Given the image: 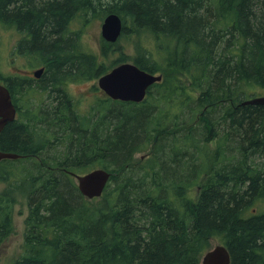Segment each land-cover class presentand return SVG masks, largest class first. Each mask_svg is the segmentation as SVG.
I'll return each mask as SVG.
<instances>
[{
  "label": "trees",
  "instance_id": "trees-1",
  "mask_svg": "<svg viewBox=\"0 0 264 264\" xmlns=\"http://www.w3.org/2000/svg\"><path fill=\"white\" fill-rule=\"evenodd\" d=\"M110 13L122 33L95 52L67 32L71 18ZM0 26L26 34L11 53L46 64L38 85L49 90L39 113L18 105L0 132V151L20 156L0 162V251L16 206L27 210L9 264H200L211 240L230 264H264V209H251L264 203V106L244 104L264 94V0H0ZM115 46L113 67L129 49L161 81L141 103L106 98L80 117L60 82L106 74ZM26 79L0 69L15 106L33 99ZM93 169L111 173L96 206L72 175Z\"/></svg>",
  "mask_w": 264,
  "mask_h": 264
},
{
  "label": "rangeland",
  "instance_id": "rangeland-1",
  "mask_svg": "<svg viewBox=\"0 0 264 264\" xmlns=\"http://www.w3.org/2000/svg\"><path fill=\"white\" fill-rule=\"evenodd\" d=\"M95 18H91L89 24H85L81 31L83 34L81 35V32L79 34L80 40L83 42H78L80 48L83 50H88L89 52H95L98 45H100L99 39H101L100 36V25L101 20H97ZM74 22H77V20H74ZM80 24V23H79ZM9 28L6 29V26L1 27L0 26V69L3 74H10L14 71L20 72L21 75H25L27 73L31 74L33 70L36 69V67L40 66V64H36L34 66L33 58L31 56L27 55H16L18 57H15L12 53V46L17 40V35L15 33L7 32ZM126 43L123 42V47L128 48ZM117 46L114 47V52L111 53L112 56L106 60V67L108 70L112 68L111 61L115 59L118 56V53L116 52ZM123 53L126 55L127 62H132L130 59L133 55V52L129 49L123 48ZM69 82L61 87V91L65 92L70 101H69V107L70 110H74L75 113L77 112L78 115H81L82 117L84 114H87L88 111L92 110L95 113L96 109L98 108V102L103 101L106 99V95L98 88L97 86V78L89 79L86 81H80V80H68ZM47 82L44 87H46L45 90H40L37 88L35 89L37 98L35 99L33 94L30 97V102H28V95H17V101L16 104L20 105L22 110L25 111L26 108H28L29 103L33 104H47V101L44 98L45 93H49V90L47 89ZM54 94L56 92H53ZM53 94V95H54ZM52 103V101H49ZM115 107L116 105L113 102L106 103L105 107ZM42 107V106H40ZM101 109L104 107H100ZM22 111V112H23ZM87 112V113H86ZM54 148V146H51L49 148V151ZM59 145H57L53 151L51 152L50 156H52L56 150L58 149ZM209 148L211 151L214 150V141H211L209 144ZM147 155L146 151L143 152H137L133 155V157L130 160V164H135L140 160H143ZM260 163V161H258ZM76 186V185H75ZM99 201H101V197L94 198L92 200H88L89 204L91 206H96ZM255 210V213H258L264 209V203H256L251 208ZM27 215V210L23 206L17 205L15 208V216H14V224H15V232L12 236H10L3 244L1 251H0V264H9L12 262L15 258H17L23 249V243H24V219ZM219 243L216 240H211L210 248L215 247Z\"/></svg>",
  "mask_w": 264,
  "mask_h": 264
},
{
  "label": "water",
  "instance_id": "water-1",
  "mask_svg": "<svg viewBox=\"0 0 264 264\" xmlns=\"http://www.w3.org/2000/svg\"><path fill=\"white\" fill-rule=\"evenodd\" d=\"M122 33V21L117 14H108L101 24V38L110 44L115 43ZM42 70L34 73L39 77ZM161 81L160 75H154L140 69L132 62L113 67L97 79L98 88L110 99L121 102L141 103L149 87ZM246 105L264 106V96L244 102ZM16 117V107L6 86L0 84V132ZM20 156L0 151V161L15 160ZM77 190L86 200L99 198L103 194L111 176L104 169H93L85 174H72ZM230 254L223 245H216L204 253L200 264H230Z\"/></svg>",
  "mask_w": 264,
  "mask_h": 264
},
{
  "label": "flooded vegetation",
  "instance_id": "flooded-vegetation-1",
  "mask_svg": "<svg viewBox=\"0 0 264 264\" xmlns=\"http://www.w3.org/2000/svg\"><path fill=\"white\" fill-rule=\"evenodd\" d=\"M69 23L67 24V26H66V28H67V32H72V33H76V40H78V41H80V42H83L82 40H80V38H79V34H80V32H81V35L83 34V32L81 31V29H82V27L84 26V25H82V24H79L78 22H74V20L71 18L69 21H68ZM100 27H101V25H100ZM24 36H26V34H22V33H20V32H18V38H17V40L19 41V40H21L22 38ZM101 36V35H100ZM102 39V38H101ZM16 40V42H18ZM76 43H77V41H76ZM18 55H27V57L28 56H30V55H33V53L32 52H28V51H26V50H19V52H18ZM18 57V56H17ZM33 60H34V62H33V64H34V66L36 65V64H40V66H38V67H36V69L35 70H33L32 71V73L31 74H29V73H27V74H25V75H21V73L20 72H17L21 77H26L27 79V83H24L23 84V87H25V88H31V90H28L27 92H25V93H29L30 94V92L31 93H33L34 95L36 94V92H35V89L34 88H37V89H40V90H45L43 87H40V85H38V81H40V78H41V76H42V74L44 73V71H45V69H46V64H44V63H41V62H39V61H37V59H36V57H34L33 58ZM38 70H42V72H41V74L39 75V77H36L35 75H34V73L36 72V71H38ZM14 72H16V71H14ZM14 72H12V73H14ZM2 73V72H1ZM12 73H10V74H12ZM3 74V73H2ZM4 75V77H7L9 74H3ZM0 82H2L3 83V81L1 80ZM69 81L68 80H66V79H64L63 81H61L60 82V87H63L64 85H66L67 83H68ZM4 85L5 86H7V84H5L4 83ZM64 94H65V96H66V98L68 99V101H70V99H69V97H68V95L65 93V92H63ZM105 98H108L107 96L105 97ZM108 99H110V98H108ZM110 100H112V99H110ZM112 101H114V100H112ZM18 105L16 104V106L15 107H17ZM20 106V105H19ZM40 106H43V105H41V104H33V103H29V106H28V108H26V110H25V112L27 113V110H29V111H35V112H37V113H39L40 112V109H41V107ZM30 108V109H29ZM20 109H21V111H23L22 110V108H21V106H20ZM24 112V111H23ZM25 114V113H24ZM26 115V114H25ZM38 163H42L41 161H39ZM45 163V162H44ZM47 163V162H46Z\"/></svg>",
  "mask_w": 264,
  "mask_h": 264
},
{
  "label": "bare ground",
  "instance_id": "bare-ground-1",
  "mask_svg": "<svg viewBox=\"0 0 264 264\" xmlns=\"http://www.w3.org/2000/svg\"><path fill=\"white\" fill-rule=\"evenodd\" d=\"M81 14V13H80ZM82 17V16H81ZM106 17V16H105ZM104 17V18H105ZM86 18V17H85ZM103 22V21H102ZM69 23V22H68ZM127 23V22H126ZM102 24V23H101ZM122 28H123V25H122ZM132 29V28H131ZM100 33H101V27H100ZM132 34V33H131ZM101 35V34H100ZM137 35V34H136ZM79 47V46H78ZM82 50V49H81ZM37 56V55H36ZM39 58V57H38ZM1 84V83H0ZM2 85H4V84H2ZM5 86V85H4ZM261 96H264V94H262ZM261 96H258V97H261ZM254 98H257V97H254ZM254 98H252V99H254ZM252 99H250V100H252ZM249 101V100H248ZM158 116V115H157ZM16 118V117H15ZM15 120V119H14ZM79 124V123H78ZM195 140V139H194ZM193 140V141H194ZM41 141V140H40ZM58 141V140H57ZM178 141V140H177ZM180 141V140H179ZM169 145V144H168ZM45 146V145H44ZM43 147V146H42ZM173 147V146H172ZM175 147V146H174ZM62 148V147H61ZM168 149V148H167ZM42 150V149H41ZM43 151V150H42ZM178 151V150H177ZM190 151V150H189ZM187 152V151H186ZM38 153V152H37ZM197 153V152H196ZM40 154V153H39ZM65 154V153H64ZM180 154V153H179ZM36 157V156H35ZM38 158V157H37ZM58 158V157H57ZM64 158V157H63ZM196 159V158H195ZM222 160V159H221ZM54 162V161H53ZM230 162V161H229ZM192 163V162H191ZM197 164V163H196ZM218 245H222V244H218ZM224 246V245H223ZM226 247V246H225ZM227 248V247H226Z\"/></svg>",
  "mask_w": 264,
  "mask_h": 264
}]
</instances>
